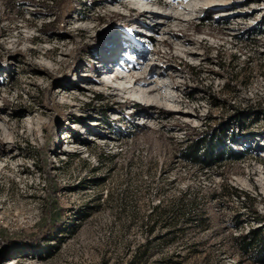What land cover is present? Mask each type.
<instances>
[{
	"label": "rangeland",
	"instance_id": "rangeland-1",
	"mask_svg": "<svg viewBox=\"0 0 264 264\" xmlns=\"http://www.w3.org/2000/svg\"><path fill=\"white\" fill-rule=\"evenodd\" d=\"M215 132L242 157L179 156ZM253 227L264 0H0V264H264Z\"/></svg>",
	"mask_w": 264,
	"mask_h": 264
},
{
	"label": "trees",
	"instance_id": "trees-1",
	"mask_svg": "<svg viewBox=\"0 0 264 264\" xmlns=\"http://www.w3.org/2000/svg\"><path fill=\"white\" fill-rule=\"evenodd\" d=\"M99 98L101 95H98ZM226 133L215 132L213 135L204 134L186 146L179 150V156L189 163L200 165L201 168H209L213 165H217L222 160L227 158L228 155H233L235 158L242 157L243 152L240 150L234 151L230 154L231 148L229 145L223 144L227 139ZM225 137V138H224ZM228 192L227 195H236L238 198L244 196L246 198V192L241 190L230 183H227ZM163 204V203H162ZM159 204L156 206V214L160 217H164L166 208ZM171 222H168L170 224ZM241 246L246 253H251L256 261H264V231L261 228L253 227L241 236Z\"/></svg>",
	"mask_w": 264,
	"mask_h": 264
},
{
	"label": "bare ground",
	"instance_id": "bare-ground-1",
	"mask_svg": "<svg viewBox=\"0 0 264 264\" xmlns=\"http://www.w3.org/2000/svg\"><path fill=\"white\" fill-rule=\"evenodd\" d=\"M209 1H212V0H209ZM207 4H212V5H214L215 4V2H212V3H207ZM102 61V60H101ZM109 63L108 62H106V64L105 65H108ZM119 69H121V71L124 73V68L121 66V67H119ZM110 73H112V72H106L105 74H107L106 76H107V78H111V77H113V75L112 74H110ZM131 76H133V75H128L125 79L123 78V80H122V82H126L127 83V81H125L126 79H130V80H133V78H131ZM123 77V76H122ZM122 77H120V76H115V78H113L112 79V82L114 83V82H116V81H118L119 79H121ZM135 82L136 83H140V84H142V78L141 77H138V76H136L135 77ZM125 86V85H124ZM131 92H133V91H131ZM143 97H145L144 95H142ZM147 103H149V100H147L146 101ZM9 262V264H19V261L17 260V259H11V260H9L8 261Z\"/></svg>",
	"mask_w": 264,
	"mask_h": 264
}]
</instances>
